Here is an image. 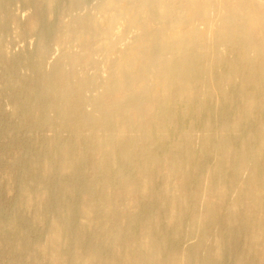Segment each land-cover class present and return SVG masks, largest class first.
Returning a JSON list of instances; mask_svg holds the SVG:
<instances>
[{
  "label": "bare ground",
  "instance_id": "6f19581e",
  "mask_svg": "<svg viewBox=\"0 0 264 264\" xmlns=\"http://www.w3.org/2000/svg\"><path fill=\"white\" fill-rule=\"evenodd\" d=\"M0 98V264H264V0H0Z\"/></svg>",
  "mask_w": 264,
  "mask_h": 264
},
{
  "label": "rangeland",
  "instance_id": "374dc122",
  "mask_svg": "<svg viewBox=\"0 0 264 264\" xmlns=\"http://www.w3.org/2000/svg\"><path fill=\"white\" fill-rule=\"evenodd\" d=\"M95 1L96 0H91L92 4H94ZM16 4L13 6L14 13L19 16L20 20H24L26 18V16L29 14V10L26 9V8H22L21 6L16 5ZM32 39H33V37H28V38H26L24 40H17V39H15L14 41H8L6 43V49H8L9 51L12 50V52H15L13 49L17 50L18 47L20 48L21 46H23V47H30V44H31V47H32L33 44H34L33 43L34 42V39L33 40ZM57 55H58V51H57L56 47H54V46L51 45V47L49 48V51H48V55H47V59L46 60L50 61V60H52L53 57L55 58ZM0 103H2V105L4 104V101H2V98H0ZM3 106L5 108L6 107V104H4Z\"/></svg>",
  "mask_w": 264,
  "mask_h": 264
}]
</instances>
